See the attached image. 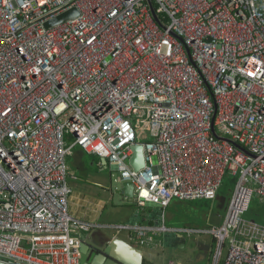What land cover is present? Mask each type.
<instances>
[{"label":"built area","instance_id":"built-area-1","mask_svg":"<svg viewBox=\"0 0 264 264\" xmlns=\"http://www.w3.org/2000/svg\"><path fill=\"white\" fill-rule=\"evenodd\" d=\"M76 147L162 208L160 224L107 227L145 246L208 233L211 264H264V224L246 216L264 200V0H0V264H81L95 224L69 213ZM226 173L221 224L168 227L174 200L214 202Z\"/></svg>","mask_w":264,"mask_h":264},{"label":"crops","instance_id":"crops-1","mask_svg":"<svg viewBox=\"0 0 264 264\" xmlns=\"http://www.w3.org/2000/svg\"><path fill=\"white\" fill-rule=\"evenodd\" d=\"M88 156H96L90 154L80 147H76L71 157V163H68L72 172V178L78 181V173L87 170ZM68 158V159H69ZM100 165L104 168L110 165L104 163V159L100 158ZM71 178V179H72ZM101 185L103 183L99 182ZM75 186L83 187V185L75 184ZM72 194L69 200V213L79 219L89 221L95 224L90 232L86 233L83 240L90 241V235L94 232H103L97 234L112 238L114 249L118 256L125 264H211L212 256L215 250L216 240L208 233L188 234L179 230H175L174 225L168 227L174 230H168L156 235V239L161 243L160 246H145L134 238V231L132 229H116L114 227H107V224H160L162 217V208L154 205L147 204L145 206L138 205L135 201L131 203L130 210L125 212L122 221L116 223L103 222L106 203L102 198L93 200L89 204L87 199L83 198L81 192L75 191L74 185L72 187ZM102 191L106 192L104 189ZM226 197H219L217 200V210L213 211L211 216L207 217V224L200 225H186L183 227H201L206 228L210 225H219L224 220L226 212ZM126 200H129L126 198ZM216 202V200L214 201ZM213 202V204H214ZM261 220L264 221V202ZM88 204V205H87ZM127 204L128 203L127 201ZM111 215V214H109ZM249 218V217H248ZM166 223V221H165ZM103 229V230H101ZM105 230V231H104ZM83 251V252H82ZM80 249L81 264H118L110 259L106 260V256L102 253L97 255L93 251L87 249L85 243L84 248ZM226 254V251H225Z\"/></svg>","mask_w":264,"mask_h":264},{"label":"rangeland","instance_id":"rangeland-1","mask_svg":"<svg viewBox=\"0 0 264 264\" xmlns=\"http://www.w3.org/2000/svg\"><path fill=\"white\" fill-rule=\"evenodd\" d=\"M69 139L71 140L72 138L69 137ZM139 141L145 140L139 138ZM71 160L72 159L70 157L68 159V163H71ZM100 160V157L97 155L88 156L87 170L78 173V181L70 177L69 185L71 187L74 185L75 191L81 192L80 194L83 198L87 199L88 204L93 200L102 198L106 203L102 221L116 223L118 221H122L123 214L130 210V206H132L131 203L135 200L134 198L126 200L125 196L118 194L117 189L121 186L120 172L113 169L111 166L104 168L100 165ZM99 182L103 184L101 185ZM235 182L236 178L231 174L226 173L223 185L214 204L213 201L203 199L192 202L174 200L166 209V224L174 225L176 227H183L186 225L205 226L207 224V217L209 215L211 216L214 210H217L215 206H217V200L219 197H226L228 202V197L231 195V190H233ZM75 184L83 185V187L77 188ZM102 189L106 192L102 191ZM127 201L130 204H127ZM262 202H264V200H262L260 196L255 193L250 212H260L261 209H263ZM257 219L258 222L264 224L263 220L259 218Z\"/></svg>","mask_w":264,"mask_h":264},{"label":"water","instance_id":"water-1","mask_svg":"<svg viewBox=\"0 0 264 264\" xmlns=\"http://www.w3.org/2000/svg\"><path fill=\"white\" fill-rule=\"evenodd\" d=\"M79 15V10L77 8H72L55 18L51 19L50 21L46 22V27H52L58 24H61L67 20L73 19ZM133 155L131 158V164L135 170H139L140 168L145 166V157H144V151H143V145L140 143H135L133 146ZM105 164H107V160H103ZM117 181V180H116ZM121 186L117 189L118 194L125 196L127 199H133L134 198V185L130 181H120ZM224 202L227 203V198L224 199ZM103 230V229H101ZM105 231V230H104ZM97 234H103V232H94L90 235V241L83 240L80 249L81 251L84 248V243L87 247V249L93 251L96 255L98 253H102L104 256H106V260L110 259L111 261L118 263V264H125L121 258L118 256L114 249V244L112 243V238L107 237L103 235V237L100 235V238H98ZM83 252V251H82Z\"/></svg>","mask_w":264,"mask_h":264},{"label":"trees","instance_id":"trees-1","mask_svg":"<svg viewBox=\"0 0 264 264\" xmlns=\"http://www.w3.org/2000/svg\"><path fill=\"white\" fill-rule=\"evenodd\" d=\"M231 192H232V190H231ZM229 198V197H228ZM262 211H263V209H261V211L260 212H250V210H249V212L247 213V216L249 217V218H251V219H254V220H258L257 218H261V216H262Z\"/></svg>","mask_w":264,"mask_h":264}]
</instances>
